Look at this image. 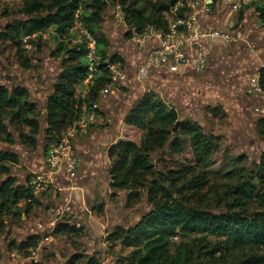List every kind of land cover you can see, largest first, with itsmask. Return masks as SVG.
Wrapping results in <instances>:
<instances>
[{
    "label": "trees",
    "instance_id": "16d2710c",
    "mask_svg": "<svg viewBox=\"0 0 264 264\" xmlns=\"http://www.w3.org/2000/svg\"><path fill=\"white\" fill-rule=\"evenodd\" d=\"M179 1L21 0V18L8 23L1 39L13 44L26 70L31 67L24 38L35 36L30 39L35 50L51 43L53 54L61 59V73L47 98L45 129L29 90L23 85L10 88L0 84V142L8 146L21 144L35 151L43 133L47 157L49 149L78 118L83 102L78 90L88 77L86 51L72 43L71 35L80 5L81 20L96 37L101 58V75L85 99L92 104L99 101L102 90L112 82L110 66L124 65L121 56L111 55L110 42L102 30L107 11H120L131 35L132 31L141 34L149 27L166 31L167 15ZM255 12L264 28V6H256ZM179 15L183 16V12ZM258 76L264 93V66ZM122 133L108 150L109 187L113 196L126 192L128 205L146 195L152 207L138 224L129 229L118 227L110 235V240L134 249L128 264H264V151L254 171L215 168L218 162L214 158L223 149L222 136L207 134L194 119H182L152 90L146 91L128 112ZM258 133L264 138V120L259 123ZM226 153L227 149L223 150L222 162L227 159ZM237 160L244 162L246 155ZM20 162L18 152L0 147V233L14 224L22 203L26 204V215L38 204L29 185L31 179L22 185L13 175V167ZM214 178L228 181L215 191L223 194H217L215 207L210 208L206 207L209 199L202 202L196 198L214 189ZM76 231V225L64 221L55 228L58 235ZM176 238L180 240L176 242ZM40 242V234H30L21 242H9L8 251L29 257ZM82 259H86L85 264H102L95 255L74 256L67 264H77Z\"/></svg>",
    "mask_w": 264,
    "mask_h": 264
},
{
    "label": "crops",
    "instance_id": "0c3cea01",
    "mask_svg": "<svg viewBox=\"0 0 264 264\" xmlns=\"http://www.w3.org/2000/svg\"><path fill=\"white\" fill-rule=\"evenodd\" d=\"M221 6L214 7L216 25L225 27L228 22L232 27L240 20L244 26L245 41L227 45L216 43L212 49L210 66L201 74L190 70L172 73L166 69H152L149 77L143 81H138L137 75L145 64L148 45L138 46L131 36L126 37L130 30L128 28V31L124 32L126 25L121 15L118 13L110 20V10L107 11L102 30L110 42L111 55L117 54L124 59L123 69L130 82L114 87L107 97L100 100L97 124L75 138L74 144L79 159L75 178H70L63 172L52 176L55 189L74 191L72 195L75 199L71 196L66 198L67 200L72 199L83 211L89 199H95L98 186L105 190L103 195H107L108 191L110 193L108 150L120 140L128 112L149 90L159 94L168 105L174 107L182 119H194L207 134L223 136L224 141L239 152L245 153L256 144L254 136L261 138L258 129L260 121L264 120V99L248 95L247 89L251 78L258 75L264 66V28L260 25L259 18L256 24L252 20L253 9H243L238 13L243 12V18L237 19L236 14L229 17ZM50 72H43V79L38 85L33 82L23 85L29 90L32 102L37 105V113L44 129L47 126L44 123L47 98L53 91L61 68L56 74H49ZM84 91L85 87H81L78 96ZM204 104L216 106H207L210 110L204 116L195 115ZM215 108L218 110L214 112ZM44 141L42 133L35 151L15 148L16 146L10 148L23 156L22 158L27 155L23 161V166L27 169L21 175L18 174L24 181L18 180L19 184L27 185L31 173L35 175L37 172H48V166L45 168L47 159L41 158V153H44ZM77 198L81 199V203L77 202Z\"/></svg>",
    "mask_w": 264,
    "mask_h": 264
},
{
    "label": "rangeland",
    "instance_id": "374dc122",
    "mask_svg": "<svg viewBox=\"0 0 264 264\" xmlns=\"http://www.w3.org/2000/svg\"><path fill=\"white\" fill-rule=\"evenodd\" d=\"M256 6H264V0L257 5L247 8L253 9L252 20H254L255 24L259 18L255 12ZM20 7L21 0H3L0 7V34L8 23L21 18L18 13ZM221 7L225 9L228 5L224 3ZM113 10L115 9L113 8L108 12L110 20L115 18L118 14L116 10ZM236 17L239 19L238 13ZM127 31L128 26L126 25L124 27V32ZM125 36L132 37L130 33H127ZM13 47L12 43L4 41L0 37L1 84L11 86L33 82L38 85L43 79V72L46 73L51 71L49 74H56L61 68V59L53 54L54 49H52L51 43H49V45H44L42 49L35 50V48H32V50L28 51L27 58L30 61L31 67L29 71L22 68L21 65L23 61L18 57L19 52L17 53V49ZM207 106L213 108V106L216 105L204 104L198 114L195 112V115L204 116L208 114V110L210 109H208ZM217 107L219 108L220 106ZM258 107L261 108L260 105H258ZM38 139H40V137H38ZM254 139L256 144L243 153L236 150L234 146L232 147L226 143L222 136L223 149L214 158L215 161L218 162L215 168H223L225 171L245 168L254 171L255 164L259 162L260 154L264 151V138L261 139L256 135ZM14 146H16L15 148L18 147L19 149L23 148L26 150L21 144H16ZM14 146H8L5 142H0V147L2 149H10ZM226 149L227 159L225 162H222L223 150ZM240 155H246V160L244 162H239L237 160ZM22 157L23 156H21V159H23L22 162L13 167V173L21 182H23L24 179L21 178L22 176L20 175L27 169V167L23 166V161L27 155L25 158ZM41 158H46L45 152L41 153ZM46 166L47 165H45V168ZM41 173L43 172H37L36 174ZM18 174L20 175L18 176ZM35 175L31 173L29 178L31 179ZM71 178L75 177L72 176ZM227 181V179L214 178L212 182V185L215 186L214 189L205 191L202 197L196 199L202 202L209 199L210 202L206 207H215V202L213 200H216L217 194H223L221 190L218 192L215 191L220 188L222 189ZM231 181L234 183L235 180ZM101 188L102 186H98V193L95 199L91 200L90 198L86 204V209L83 211L79 208V205L76 206L71 199L73 205L72 212L59 220L50 213V210L60 206L71 196L74 200L75 197L72 195L74 192L73 190H63L62 188V190L55 189V185L52 183L47 191L36 194L38 204L35 205L33 211L28 215L23 212L26 204L25 202L22 203L17 208V216L13 220L14 224L3 233H0V264H67L74 256L87 257L93 255L97 256L102 264H128L130 257L133 256L134 249L123 247L120 241L110 240V235L116 232L118 227L129 229L135 226L147 213H149L152 207L148 203L146 195L142 196L135 204L128 205L126 192H119L116 196H113L114 191L109 187L110 193L108 191L107 195H103L105 190ZM76 200L78 203H81L80 198ZM63 221L69 222L72 226L76 225V229H79V231L71 234H55L56 226ZM30 234H40L41 242L36 250L31 251L29 257H26L24 253L8 251L9 242H21ZM179 240V238L175 239L176 242ZM85 262L86 259H82L77 264H85Z\"/></svg>",
    "mask_w": 264,
    "mask_h": 264
},
{
    "label": "built area",
    "instance_id": "2783aa9c",
    "mask_svg": "<svg viewBox=\"0 0 264 264\" xmlns=\"http://www.w3.org/2000/svg\"><path fill=\"white\" fill-rule=\"evenodd\" d=\"M83 1V0H82ZM263 0H180L176 7L167 15L169 27L166 31L154 27L147 28L143 33L138 34L132 31V40L142 47L148 45V52L145 64L139 69L138 81L146 80L152 69H166L172 73L182 70H190L196 74L205 72L211 62L213 46L221 42L224 45L245 41L244 26L239 22L230 27L217 26L214 21V7L224 3L228 5L224 10L229 17H233L243 9ZM183 12V16H180ZM118 13L124 20L120 11ZM83 6L80 5L76 11L75 27L71 30L72 43L80 46L86 51L88 63V77L83 82L85 91L82 92L83 100L78 118L69 126L60 141L53 145L48 152L46 162L47 173L36 174L29 182L34 194L47 191L52 184V176L55 173L63 172L70 178L75 176L78 170L79 159L76 153L74 140L85 133L89 127L97 124L100 113V100L116 86L127 85L130 79L120 64L110 66L112 82L102 90L99 101L92 104L86 103L85 99L89 89L97 77L101 75L99 68L101 58L98 55V42L96 37L84 26L82 22ZM35 36H27L23 40L24 48L32 50L33 45L30 39ZM44 38L48 36L44 35ZM247 93L250 96L264 99V93L260 86L259 76L251 78ZM71 200H66L58 207L50 210V213L62 219L73 210Z\"/></svg>",
    "mask_w": 264,
    "mask_h": 264
},
{
    "label": "water",
    "instance_id": "95a60500",
    "mask_svg": "<svg viewBox=\"0 0 264 264\" xmlns=\"http://www.w3.org/2000/svg\"><path fill=\"white\" fill-rule=\"evenodd\" d=\"M259 23H260V25L262 26V22L260 21Z\"/></svg>",
    "mask_w": 264,
    "mask_h": 264
}]
</instances>
